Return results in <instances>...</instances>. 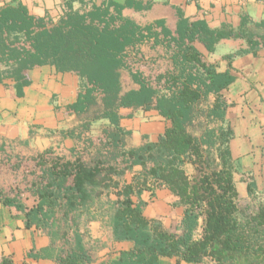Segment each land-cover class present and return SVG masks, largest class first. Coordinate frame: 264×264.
Masks as SVG:
<instances>
[{"label":"trees","instance_id":"16d2710c","mask_svg":"<svg viewBox=\"0 0 264 264\" xmlns=\"http://www.w3.org/2000/svg\"><path fill=\"white\" fill-rule=\"evenodd\" d=\"M111 5L115 13L70 9L56 23L32 17L21 6L0 9V81L11 76L19 93L28 84L23 71L35 65L76 72L80 87L68 110L87 111L99 98L102 110L96 118L111 126L91 140L82 136L88 126L83 122L63 134L72 140L71 147L59 140L34 154H18L0 144V159L11 171L30 163L32 177L16 176L11 194L0 188V202L22 212L26 227L47 233L51 251L36 256L55 255L57 264L92 262L77 219L82 211L89 213L98 190L109 209L112 240L132 243L99 264H161L160 257L188 264H264V191L246 180L245 194L255 204L240 203L238 181L245 179L230 149L233 134L220 95L234 79L231 59L264 47V34L249 32L245 18L237 28L223 24L211 29L202 20L184 18L177 8L172 33L161 21L156 29L141 27L121 15V5ZM238 38L246 47L223 57L228 68L222 72L193 44L199 42L209 55L221 40ZM161 60L154 81L141 75V62ZM131 62L140 66L131 68ZM121 69L128 71L136 89L121 92ZM121 108L153 109L168 125L156 141L127 146L129 131L119 124ZM95 140L101 147L94 150L107 148L113 154L87 158ZM193 164L199 175L191 178L187 169ZM134 166L140 172L127 180ZM148 180L177 197L175 204L182 207L178 233L143 214L140 194L149 188ZM24 192L35 198L31 206L23 204ZM67 221L74 227L64 231L61 223ZM0 264L13 263L2 256Z\"/></svg>","mask_w":264,"mask_h":264},{"label":"crops","instance_id":"0c3cea01","mask_svg":"<svg viewBox=\"0 0 264 264\" xmlns=\"http://www.w3.org/2000/svg\"><path fill=\"white\" fill-rule=\"evenodd\" d=\"M111 4L121 5V15L141 27L156 29V22L161 21L173 33L178 20L177 8L184 18L202 20L211 29L223 24L237 28L245 18L249 32L255 36L264 34V0H0V9L21 6L32 17L56 23L70 9L83 13L97 7L115 13ZM193 44L205 58L215 62L216 70L221 72L228 68L223 57L246 47L243 39H223L214 53L208 55L199 42ZM229 71L234 79L220 95L227 104L225 119L233 134L230 149L236 158L239 176L245 179L243 191L247 181L264 191V47L234 56ZM23 73L28 84L23 85L19 93L11 76H4L0 81V144L10 145L18 154L37 153L59 140L71 147L72 140L63 134L81 124L89 110H68L76 102L80 87L77 73L57 71L50 64L35 65ZM121 73L122 69L120 76ZM133 85L132 89L138 87ZM119 113L122 116L120 126L129 131L124 139L127 146L156 141L168 125L153 109L121 108ZM140 169L134 166L127 180L138 175ZM147 185L149 188L140 194L145 202L143 214L147 218H161L168 226L170 223L178 226L182 207L175 204L177 197L151 180ZM24 219V214L16 207L0 202V261L6 256L13 264H57L55 255L36 256L42 250L51 251L50 238L42 229L26 227ZM111 243L114 248L111 258L132 247L129 241L112 240ZM159 260L161 264H188L176 263L174 257H160Z\"/></svg>","mask_w":264,"mask_h":264},{"label":"rangeland","instance_id":"374dc122","mask_svg":"<svg viewBox=\"0 0 264 264\" xmlns=\"http://www.w3.org/2000/svg\"><path fill=\"white\" fill-rule=\"evenodd\" d=\"M129 64L131 65L130 66L131 68L140 66L138 62L136 63L131 62ZM141 64L142 65L139 67L141 69L140 71L141 75L144 78H147L152 81H154L155 76L159 74V72L162 70V60L159 62L143 61L141 62ZM120 82H121L122 93L129 89H132V87L134 86L133 84H135L131 81L127 70H122L120 76ZM101 110H102L101 101L99 98H97L95 103L89 107L86 118L82 119L83 122L88 123L86 129L83 128L82 130V136H86L87 138L90 137L92 140L93 138L99 136L102 133V130L104 129L111 130V126L106 120L102 118H96V116H98ZM78 128L79 125H76L72 129L78 130ZM124 139H127V136H124ZM92 143L94 144L92 145L90 150L91 154L87 156V158L90 157L93 159L101 155L109 157L110 154L112 153L107 148L94 150L95 147H101V146L99 145L98 140H95ZM30 170H31L30 163L28 164L24 163L19 170H16L15 172L11 171L9 165H7L5 161L0 159V188L6 190L7 193L11 194L12 190L16 186V181H15L16 176L19 177L21 175H24L25 178H28L30 180L32 178L30 174L31 172ZM187 173L191 178H194L199 175V169L197 166H194L193 164L188 167ZM238 182H239L240 203L250 205L251 207L254 206L255 204L254 200L246 196L245 192L243 191L242 188L243 182L241 181V179ZM21 200L27 205L34 204L35 202V198L26 192L22 194ZM159 220L162 222L161 218ZM92 221L94 222V224H92ZM77 222H78L77 226L79 228V231L82 233L84 238V244L86 245V248L88 249L91 257L92 262L90 264H99L110 259L114 248L111 243L112 238H111V230L109 225V209L108 207L105 206L104 192L98 190L94 193L93 201L89 209V213L82 211L80 217L77 219ZM61 225H62V230L64 231L67 230L68 226L70 225H71L70 228L74 227V223L72 225L71 223H69V221H67L66 224L61 223ZM163 226L176 233L179 232L178 230H176L177 225L175 223H170L169 226L168 224H163Z\"/></svg>","mask_w":264,"mask_h":264}]
</instances>
